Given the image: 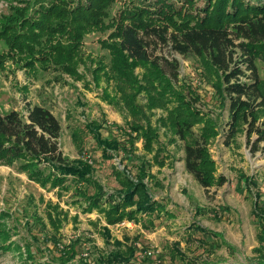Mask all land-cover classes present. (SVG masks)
<instances>
[{
    "label": "rangeland",
    "instance_id": "rangeland-1",
    "mask_svg": "<svg viewBox=\"0 0 264 264\" xmlns=\"http://www.w3.org/2000/svg\"><path fill=\"white\" fill-rule=\"evenodd\" d=\"M34 1L0 0V24L12 18L16 9ZM123 1L111 8V14L119 11ZM172 1L177 7L181 4V0ZM249 1L264 4V0ZM204 3L194 0L196 8ZM106 36L92 33L85 37L78 77L66 74L57 65L37 63L27 67L23 61L0 57V112L14 110L26 116L35 106L48 110L59 123L58 144L64 158L77 167L82 163L92 167L86 182L62 176V186L55 187L0 164L1 221L5 228L15 229V245L6 252L0 250V264H53L62 248H72L76 243L78 259L68 264H78L80 259L127 258L130 250H135V257L129 264H254L258 258L264 259V207H255L260 196L264 203V142L254 150L255 136L248 142L244 132L234 141L228 140V109L221 108L223 100L214 90L219 84L217 75L191 55L181 56L169 47L156 51V55L178 62V92L187 101L186 88L193 87L200 100L192 109L217 120L218 135L210 140L208 148L216 163V175L224 176L227 182L203 188L185 171L184 141L168 116L180 103L151 107L148 97L141 93L135 103L138 110L131 112L117 92L110 55L99 44ZM5 50L0 42V53ZM99 64L104 66L102 70ZM256 67L264 80V61L258 60ZM144 71L142 66L134 68L139 78ZM104 73L109 75L105 77ZM98 126L102 138L112 137L107 135L109 129L117 136L118 129L138 127L143 132L153 131L157 141L151 152L144 149L139 137L133 152L126 150L118 155L110 150L103 156L88 131L94 133ZM199 128L194 126V132L198 134ZM117 140L123 145L127 139ZM160 149V158L165 161L154 159ZM140 170L145 172L148 190L161 202L149 220L108 224L101 209H88L86 198L93 196L98 187L115 192L119 190V178L128 176L135 181ZM201 229L220 234L232 249L221 247L213 252L212 245L209 249L198 246L197 240L204 238ZM35 239L38 244L31 245ZM25 245L31 246L33 259L25 257Z\"/></svg>",
    "mask_w": 264,
    "mask_h": 264
},
{
    "label": "trees",
    "instance_id": "trees-1",
    "mask_svg": "<svg viewBox=\"0 0 264 264\" xmlns=\"http://www.w3.org/2000/svg\"><path fill=\"white\" fill-rule=\"evenodd\" d=\"M119 1L122 0H35L30 6L16 9L12 18L0 24V42L6 47L0 57L23 61L27 67L37 63L57 65L66 74L78 77L85 37L92 33L106 34L99 44L110 55L112 78L124 104L131 112L137 111L135 103L141 93L148 97L149 106L155 108L178 101L180 104L168 116L175 121L176 133L184 141L185 171L203 188L224 185L227 180L216 175V163L208 148L210 140L218 135L217 120L209 113L192 109L200 100L191 86L186 88L187 101L178 92V62L156 55V51L169 47L181 56L202 60L213 70L219 79L214 90L223 100L221 108L228 109V140L234 141L244 132L250 142L254 135L256 150L264 142V80L256 67L258 60L264 61V4L249 0H205L202 8H196L194 0H181L179 7L172 0H124L119 11L111 14V8ZM138 66L145 68L140 78L134 74ZM97 67L104 68L101 64ZM194 126L200 127L198 134ZM99 130L100 126L93 129L94 133L88 131L103 156L110 150L118 155L127 153L126 150L133 152V144L139 137L144 149L151 152L157 141L153 131L143 132L138 127H129L128 131L118 129L117 136L109 129L107 135L111 138H102ZM59 135L58 121L44 108H29L26 116L14 110L0 112V164L28 173L30 179L43 185L51 182L52 186H62V176L86 182L85 176L91 174L92 167L86 163L79 167L70 164L59 147ZM116 137L127 140L119 145ZM161 150L154 159L165 161L160 158ZM140 173L135 181L128 176L119 178V190L115 192L98 187L93 196L86 198L88 209H101L108 224L149 220L161 202L148 190L144 170ZM243 181L245 184L246 180ZM246 189L249 192L248 184ZM261 197L255 202L256 208L264 207ZM1 220L0 216V250L6 252L15 245L12 241L15 229L5 228ZM201 231L204 238L197 240L198 246L209 249L212 245L213 252L221 247L232 249L220 234ZM261 233L264 237L263 228ZM33 241L31 245L38 244L36 239ZM76 246L77 243L72 248H62L53 264L78 259ZM24 248L25 257L33 259L31 246ZM128 256L96 258L90 262L80 259L78 264L120 261L129 264L135 250H130ZM254 264H264V259L258 258Z\"/></svg>",
    "mask_w": 264,
    "mask_h": 264
}]
</instances>
